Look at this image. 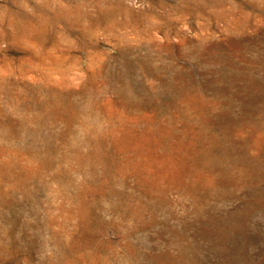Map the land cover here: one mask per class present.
<instances>
[{"label":"rangeland","instance_id":"rangeland-1","mask_svg":"<svg viewBox=\"0 0 264 264\" xmlns=\"http://www.w3.org/2000/svg\"><path fill=\"white\" fill-rule=\"evenodd\" d=\"M0 264H264V0H0Z\"/></svg>","mask_w":264,"mask_h":264}]
</instances>
